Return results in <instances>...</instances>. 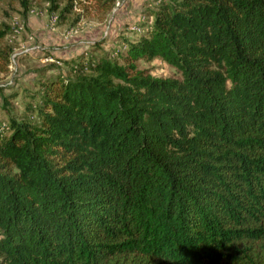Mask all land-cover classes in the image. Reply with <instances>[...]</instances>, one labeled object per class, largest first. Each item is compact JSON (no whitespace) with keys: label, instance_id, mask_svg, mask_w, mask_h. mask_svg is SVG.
<instances>
[{"label":"trees","instance_id":"trees-1","mask_svg":"<svg viewBox=\"0 0 264 264\" xmlns=\"http://www.w3.org/2000/svg\"><path fill=\"white\" fill-rule=\"evenodd\" d=\"M158 1L0 128V264H264V0Z\"/></svg>","mask_w":264,"mask_h":264},{"label":"rangeland","instance_id":"rangeland-1","mask_svg":"<svg viewBox=\"0 0 264 264\" xmlns=\"http://www.w3.org/2000/svg\"><path fill=\"white\" fill-rule=\"evenodd\" d=\"M158 2L0 0V28L11 32L1 47L12 48L9 72L0 74V128L11 118L28 117L26 107L37 102L43 78L74 75L72 66L64 61L84 54H107L118 60L115 54L122 55L126 44L144 33L142 26H149L152 18L146 16ZM70 3L71 10L64 12ZM137 65L156 77L179 78L173 68L159 60L139 61Z\"/></svg>","mask_w":264,"mask_h":264},{"label":"built area","instance_id":"built-area-1","mask_svg":"<svg viewBox=\"0 0 264 264\" xmlns=\"http://www.w3.org/2000/svg\"><path fill=\"white\" fill-rule=\"evenodd\" d=\"M20 30V28H18Z\"/></svg>","mask_w":264,"mask_h":264}]
</instances>
